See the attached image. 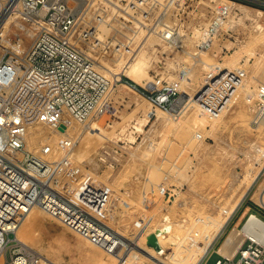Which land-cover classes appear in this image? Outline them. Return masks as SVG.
<instances>
[{"label": "built area", "instance_id": "built-area-1", "mask_svg": "<svg viewBox=\"0 0 264 264\" xmlns=\"http://www.w3.org/2000/svg\"><path fill=\"white\" fill-rule=\"evenodd\" d=\"M2 1L0 16L9 12V17L21 25L9 37L13 41L21 38L24 45L15 53L6 49L0 58V133L4 131L6 141L0 145L2 264L40 262L38 253L13 242L25 214L34 206L115 253L122 242L106 223L111 195L80 175L70 158L78 137L61 141V154L52 160L49 146H43L39 156L25 149L27 126L41 121L67 128L70 118L83 128L89 120L108 114L110 96L117 85L113 87L98 65L112 63L124 49L139 46L141 43L135 40L141 28L148 37L158 39L159 47L168 46L174 53L186 51L191 36L195 54L208 50L219 36L233 38L236 28L249 20L236 9L237 4L251 1L264 6V0L219 1L214 9L206 7L208 16L197 11L199 5L194 7L193 0H184L179 8L175 7L177 0H23L19 9L11 5L4 12ZM237 20L239 23H235ZM181 26L187 35L179 33ZM160 56L149 71L152 84L137 85L125 75H119L118 83L124 81L156 108L173 113L180 102L179 88L186 68L176 63L175 78L167 79V57L163 53ZM245 74L243 69L217 67L205 71L196 100L209 118L220 115ZM258 93L264 100V82L259 84ZM262 106L257 110L259 116ZM258 207L264 210V202ZM251 234L245 236L235 255L218 253L214 264H264V243L260 236Z\"/></svg>", "mask_w": 264, "mask_h": 264}, {"label": "rangeland", "instance_id": "rangeland-1", "mask_svg": "<svg viewBox=\"0 0 264 264\" xmlns=\"http://www.w3.org/2000/svg\"><path fill=\"white\" fill-rule=\"evenodd\" d=\"M196 3L197 0L192 2L194 7ZM241 4L250 5L252 8L250 16L258 17L260 24L264 26V14L258 16L255 11L256 9L264 11V6L251 1H244ZM181 5L182 3L176 2L175 7L179 8ZM202 7L199 6L197 11L199 12ZM205 9L207 8H203L202 11ZM254 24L250 20L244 22L236 28L233 38L219 36L208 50L201 51V57H206L205 59L211 63L218 61L220 64L216 67H222L224 70L221 64L231 60L235 50L241 47V55L235 65L247 73L230 95L231 98L224 110L215 118H209L199 105L196 107L194 104L198 103L193 98H197V92L202 87L203 75L210 69L197 62L199 58L195 56L198 53L191 56L189 64L193 66L192 70L186 66L188 63L184 66L186 76L179 88L180 102L173 113L156 108L145 96L128 89L126 85H117L115 91H112L111 111L99 120V125L102 124L107 130L118 124L115 132H120L119 125H127L128 131H132V125L136 120L143 118L141 112H136L139 110L137 102L146 100L154 110L153 118L144 130H133L134 140L126 137L114 141L105 140L103 130L99 129L95 134L103 139V145L98 151L86 153L85 157L81 158V170L86 175L93 176L91 177L93 181L99 179L98 174L108 171L110 165L113 166L104 187L111 195L106 223L113 225V230L117 234L127 232L131 236L130 242L120 248L119 255H122L126 248L138 250L134 246L135 238L147 241L149 236L155 235L157 238L169 229L180 231L179 227L172 226L186 219L189 227L199 216L213 220L217 216L221 217L222 208L236 205L234 214L221 229L222 233L218 235L211 249L208 262L204 263L214 264L219 257L218 251L229 234L242 229L251 214H256L264 221V210H259L257 201V194L264 189V157L258 159L257 153L251 147L252 144L264 146V133L261 134L256 129L264 122L257 120L254 123L257 110L263 103L258 99L251 106L249 93L258 91L259 84L264 82V65L263 70L257 69L259 59L264 56V44L257 40L255 51L250 50L252 45L250 40L259 34ZM17 41L11 40L14 45H17ZM153 44L161 51L160 55L163 53L167 57L165 59L169 75L167 79L175 78L177 66L174 67V64L176 65L175 62L185 51L174 53L169 48L159 47L157 41ZM188 49L187 47L186 50ZM192 49L194 53L195 47L192 46ZM153 66L147 71L149 75ZM244 85L247 86L244 88ZM165 111L173 115L172 120L168 118L169 116H162ZM103 151L107 153L104 154ZM134 160L139 163L135 170L132 168ZM182 173L187 178H182L180 176ZM159 192L163 193L162 197ZM217 218L214 221L219 223L222 217L218 220ZM47 225L49 233L44 237L45 244H54L62 227L57 224ZM197 229L199 227L196 226L194 230ZM192 232L190 234H193ZM75 234L74 231L67 229V236L72 243L66 242L62 246H55V249H59L65 257L64 264H85ZM181 234H186V228ZM58 242L60 241L56 243ZM170 252L172 249L163 251L166 256ZM191 257L192 255L182 259Z\"/></svg>", "mask_w": 264, "mask_h": 264}, {"label": "bare ground", "instance_id": "bare-ground-1", "mask_svg": "<svg viewBox=\"0 0 264 264\" xmlns=\"http://www.w3.org/2000/svg\"><path fill=\"white\" fill-rule=\"evenodd\" d=\"M196 1V0H193ZM219 1L223 0H197V4L199 6H203L200 8L201 15H206V11L208 8L202 11L203 8L210 7L215 8L214 3H218ZM176 2L182 3L184 0H177ZM176 4V3H175ZM12 5L19 9L23 6V0H3L2 1V10H7ZM250 6V5H249ZM244 4H237L236 9H239L243 13V17L248 18L250 21H253L255 30H259L258 36L252 38L251 41V49L255 51V42L259 40L262 44H264V26L260 24L258 17L253 18L250 16V11L252 10ZM258 16L264 14L262 10H255ZM240 15V14H238ZM237 17V16H236ZM251 17V18H250ZM240 21H242L241 16H239ZM239 23L237 20L235 23ZM246 23V22H245ZM20 28L21 25L19 21L13 17H9V12L7 14H2L0 16V58L3 57L6 49H9L12 53L19 52L24 45H22L21 38L18 39L17 45L12 44L10 40V35L12 32H15V29ZM253 28V29H254ZM193 38L197 37V29L194 27L193 29ZM253 30V31H255ZM179 33L182 35H187L182 26L179 28ZM155 38L153 40L152 38ZM154 41H158V39L154 36H149L144 28H141L138 33L136 34L135 43L140 42L139 46L133 45L130 48L124 49L125 51L115 56L112 63H104L98 65L99 71L106 77H108L113 82V87L116 85H126L124 82H119V75H125L132 79L137 85H150L152 84V78L147 73L148 69L153 66L155 60L159 59L160 52L156 49V45L154 47ZM189 48L185 51L184 54L179 56L178 60L175 63H180L185 66V64H189L192 60L191 56L193 55L192 46H194V41L189 36L187 39ZM163 49H168L162 46ZM162 49V50H163ZM248 49H243V51H250ZM241 47L240 49H236L235 52L232 54V58L229 61H224L223 65L224 70H235L238 69L235 63L239 60L241 55ZM252 52V51H251ZM250 52V53H251ZM201 53L199 52V63L204 65V67H216L218 64L217 62L211 63L206 57H201ZM195 55V54H194ZM193 55V56H194ZM206 56V55H205ZM231 56V55H230ZM220 62V61H219ZM256 62V61H255ZM258 70H263L264 65V56L262 55L258 62ZM200 64V65H201ZM220 64V63H219ZM218 64V66H219ZM198 65V64H197ZM177 65L174 64V67ZM217 66V67H218ZM222 68V67H221ZM220 68V69H221ZM169 74V72H168ZM169 76V75H167ZM249 78V77H248ZM252 78V77H251ZM247 85H244V88ZM126 87L132 90L129 86ZM250 104L251 106L257 101L258 99L262 101L263 112L259 116L257 113L258 119L263 120L264 122V100L260 98L258 91H250ZM196 95V93H195ZM196 98H193L195 100ZM194 102V101H193ZM197 102V100L195 101ZM148 101L142 100L137 102L138 104V111L141 112L143 118H138L135 124L132 125L133 130L142 131L144 127L148 126L150 121L153 118L154 110L151 108V104H147ZM197 107L198 103H194ZM143 106V107H142ZM104 116V115H103ZM101 116L98 119H91L88 121L87 125L82 128L79 124H77L73 119L68 118L67 128L65 126H58L54 127V125H49L47 123L41 121H35L29 124L26 128L28 133L25 135V149L33 154L40 155V151L43 146H49L51 148V155L50 159L55 160L57 159L60 154V142L66 139H74L78 137L77 142L73 150L71 151V160L73 163L77 165L80 171V175L87 177L89 181H93V176L86 175L83 170H81L80 165L82 164V159L85 157L86 153H92V151H98V149L103 145V139L97 136V133L100 130H103V136L105 140L114 141L117 138H127L134 140L135 136L133 135L134 131H128L127 125L120 126V132H115L118 124H114L111 130H107L105 126L99 125L100 119L103 117ZM163 117L169 116L168 118L172 120L173 115L168 112H164L162 114ZM102 120V119H101ZM169 121V120H168ZM132 122V121H131ZM62 129V131L60 130ZM256 129L259 133H264V123L260 126H257ZM121 136V137H120ZM0 145H5V133L2 131L0 133ZM262 142V140L260 141ZM80 143V145H79ZM78 144V145H77ZM254 148L255 152L257 153L258 159L260 157H264V146H258L255 144L251 145ZM106 154V151H103ZM249 155V154H248ZM251 155V154H250ZM105 156V155H103ZM256 159V158H255ZM111 160V159H110ZM180 160V159H179ZM109 161V160H108ZM178 161V160H177ZM176 161V162H177ZM175 163V161H174ZM254 163V162H253ZM139 163L137 160L133 161L132 168L135 170L138 167ZM113 171V166L110 165L108 167V171H104L102 174H98V178H96V183L99 184L101 187H105L106 183L109 180L110 172ZM182 178H187V176L182 173L180 175ZM92 177V178H91ZM181 178V179H182ZM119 186H116L118 188ZM158 191V189H157ZM176 190L174 189V192ZM154 192V191H153ZM157 193V192H156ZM160 197H162L163 193L159 192ZM151 195L153 193L151 192ZM150 195V196H151ZM153 197V196H151ZM157 197H159L157 195ZM159 197V198H160ZM154 198V197H153ZM159 201V200H158ZM257 201L259 204H263L264 202V189L261 190L260 193L257 194ZM239 202V201H238ZM185 206V205H184ZM236 205H231L228 208H222L220 210L221 217H215L214 219L221 218L219 223H216L214 219L205 218V216H199L193 220L192 225L188 227L186 219L182 220L178 224L172 227H179L180 231H173L167 230V234L164 233L161 236L157 237L158 247L150 246L146 240H140L135 238L134 246L137 249L126 248L122 255H119L120 248L123 247L124 244L130 242L131 236L124 232L119 235V239L122 242V245L118 248L115 253H109L104 248L92 243L88 238L84 237L83 235L77 233L76 231L72 230L66 224L62 223L57 217L49 214L45 210H43L39 206H34L27 211L24 216V220L16 233V240L13 241L16 243H21L24 247H26L29 251L33 253H38L40 256V262L38 264H46L51 262L52 264H64L65 257L61 254V251L58 249L56 250L55 246H62L64 243H72L70 238L67 236V229L69 231H74L76 234V241L78 242V246L81 248V255L84 257L85 264H204L206 259L210 257L211 249L214 246V243L220 233H222V228H224L225 224L230 220L234 211L236 209ZM110 207V206H109ZM108 207V208H109ZM108 209L106 210L107 214ZM168 214V212H167ZM219 215V213H218ZM169 217V215H167ZM204 217V218H203ZM207 217V216H206ZM212 218V217H210ZM169 219V218H168ZM57 224L58 226L62 227L57 238H55L54 242L60 241L58 243H49L45 244L44 237L48 235V225L47 224ZM199 227V229L194 230L195 227ZM113 229V225H110ZM200 227L202 229L200 230ZM71 230H70V229ZM186 228V234H181V231ZM200 230V231H199ZM193 231V232H192ZM251 231L261 237L262 242L264 243V221L261 220L256 215L252 214L249 220L245 223L242 229L234 230L229 234L228 238L226 239L225 243L222 244L223 246L219 249V253L221 255L231 257L235 255L238 248L244 242L245 236H251ZM192 232L193 234H190ZM188 234V235H187ZM63 241V243H62ZM133 244V243H131ZM172 249V252L166 256V252ZM144 252V253H142ZM163 253V254H162ZM212 253V252H211ZM189 259L183 260L182 257L191 256ZM80 258V257H79ZM4 259H0V264L3 263Z\"/></svg>", "mask_w": 264, "mask_h": 264}, {"label": "water", "instance_id": "water-1", "mask_svg": "<svg viewBox=\"0 0 264 264\" xmlns=\"http://www.w3.org/2000/svg\"><path fill=\"white\" fill-rule=\"evenodd\" d=\"M147 243L150 245V246H154V247H158V243H157V238L155 235H151L147 238Z\"/></svg>", "mask_w": 264, "mask_h": 264}, {"label": "crops", "instance_id": "crops-1", "mask_svg": "<svg viewBox=\"0 0 264 264\" xmlns=\"http://www.w3.org/2000/svg\"><path fill=\"white\" fill-rule=\"evenodd\" d=\"M259 208V207H258ZM259 210H261L260 208H259ZM258 217V216H257ZM218 253H219V251H218ZM220 254V253H219ZM209 258V257H208ZM208 258L206 259L207 260V262H208Z\"/></svg>", "mask_w": 264, "mask_h": 264}]
</instances>
